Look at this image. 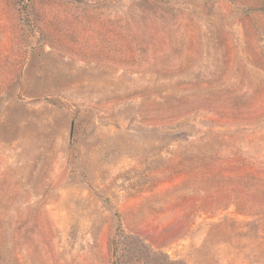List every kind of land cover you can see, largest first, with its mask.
<instances>
[{
  "label": "rangeland",
  "instance_id": "1",
  "mask_svg": "<svg viewBox=\"0 0 264 264\" xmlns=\"http://www.w3.org/2000/svg\"><path fill=\"white\" fill-rule=\"evenodd\" d=\"M0 264H264V0H0Z\"/></svg>",
  "mask_w": 264,
  "mask_h": 264
}]
</instances>
